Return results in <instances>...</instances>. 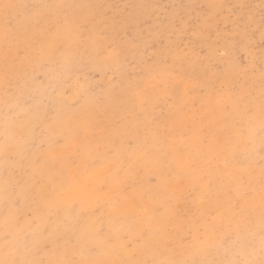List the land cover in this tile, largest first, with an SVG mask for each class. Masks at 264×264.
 <instances>
[{"label":"rangeland","instance_id":"obj_1","mask_svg":"<svg viewBox=\"0 0 264 264\" xmlns=\"http://www.w3.org/2000/svg\"><path fill=\"white\" fill-rule=\"evenodd\" d=\"M4 2L104 7H65L58 11L40 9L35 19L23 22L17 39L11 45H5L0 39V112L3 110L5 75L21 85L27 83L22 103H26L38 118L37 133L39 139L44 141L42 148L31 157V160L39 161V168L33 172L30 159L22 160L8 170L0 168V186L3 185L5 177L23 185L40 180L41 174L57 180L62 176L64 180L81 186L88 175L102 170L103 177L99 179L100 182L106 178L110 179L107 174L115 172L119 161L123 159L126 161L127 171L120 172L121 178H126L129 184L134 183L138 191L151 193L158 204H167L174 195L181 196V203L178 206V223L181 231L173 235L179 237L191 230L184 236L188 244L205 240V222L216 227V238L231 227L229 220L232 213L224 205V201L229 196L235 198L238 187L250 190V178H254L251 187L257 192L258 205L259 168L246 170L231 164L225 167L223 161L216 157L215 139L205 140L201 144L190 130L203 128L208 132L211 128L222 140L231 135L227 127L220 126L222 121L217 122L218 114L214 117L210 111L207 90L201 87L207 61H202L197 53L207 52L209 47L213 53L215 72L214 75L213 71H207L209 78H223L224 69L228 68L225 89L238 96L247 94L259 96L264 82L262 75L264 0H4ZM20 11L23 13V10ZM101 13L119 22L120 47L124 51V56L121 64L117 66L97 60L89 54L83 57L77 55L78 69L70 83L76 84V81H79L76 85L81 93L79 103L75 102L76 94L73 90L68 91L66 98L60 97L61 89L58 85L64 79V75L57 63L41 67L32 58L21 61L9 60L7 64L5 63L3 53L6 46L18 44L23 56L24 48H30L35 41L47 37L50 21L54 16L62 20L65 16L78 18ZM84 36L87 40L88 33L85 32ZM177 43L190 54L189 61L179 69L181 75L185 77L184 83L177 89L176 80L168 75L171 71V60L165 63L162 58L154 78L142 81L144 90L151 93L153 100L156 101L154 111L151 103L145 107L159 122L158 125L134 121L130 115V105L108 102L110 94L118 93L120 88L127 84L122 73L131 76V66L140 64L146 54L151 56L161 51L164 46H174ZM152 58L157 59L155 56ZM34 76L37 78L33 79ZM54 101H60L70 107L58 111L54 107ZM80 105L98 111L99 123L91 130L81 126L78 131L73 132V121L77 119L73 109L78 112ZM40 120H44L45 123L40 124ZM59 133L65 134L69 139L49 148L51 140ZM129 137H134L132 149L126 147ZM98 142L108 143L114 150L110 153L111 159L102 155L103 148L99 150L96 148ZM175 174L194 175L195 179L177 183L174 179ZM161 176L167 179L161 181ZM173 188L179 191L174 193ZM73 194L78 195L75 192ZM107 201L102 208L94 210L97 216L102 214L106 220L112 218L113 230H120L122 225L126 227L131 222L128 218L140 217L142 214L136 199L130 194H122L119 188L116 197L108 198ZM159 210L164 209L161 207ZM3 212V203L0 201V219ZM255 215L258 217V208ZM26 217L32 218L28 206H25L21 214V228L27 227ZM67 222L69 221H65ZM147 225L148 219L144 217L145 228ZM197 227L199 231L196 230ZM249 227L251 225L246 220L241 221L243 240L249 238L247 231ZM145 235L148 239V234ZM155 239L160 240V258L182 260L189 257L191 249L188 244L180 243L179 240L174 245L169 244L160 236H156ZM113 243L118 241L114 238ZM73 245L69 248V255L73 259L107 261L114 258L109 250L102 246L96 248V255L89 256L87 253L79 252L80 246L76 245L75 241ZM71 249L73 250L70 251ZM212 258L214 256L208 257Z\"/></svg>","mask_w":264,"mask_h":264},{"label":"snow or ice","instance_id":"obj_2","mask_svg":"<svg viewBox=\"0 0 264 264\" xmlns=\"http://www.w3.org/2000/svg\"><path fill=\"white\" fill-rule=\"evenodd\" d=\"M65 7L104 6H66L62 3L28 5L0 0V39L5 45H11L17 39L23 22L35 19L40 9L58 11ZM20 10H23V13ZM36 22L39 23V20ZM85 32L88 33L87 40ZM120 40L119 22L102 13L78 18L65 16L62 20L54 16L50 21L47 37L35 41L30 48H24L23 56L18 44L6 46L3 55L6 64L9 60L21 61L29 58L35 59L41 67L57 63L64 75L58 85L61 89L60 97L66 98L68 91L73 90L76 94L75 102L79 103L81 93L76 88L79 81L77 80L76 84L70 83L78 69L77 55L83 57L89 54L97 60L119 66L124 56ZM197 55L202 61H207L201 87L207 90L209 109L214 117L218 114L217 122L222 121L220 126L227 127L231 135L222 140L211 128L208 132L203 128L190 131L201 144L205 140L215 139L216 157L223 161L225 167L231 164L246 170L259 168L258 205L257 192L251 187L254 178H250V190L238 187L237 196H229L224 201V205L232 213L229 220L231 227L216 238V227L205 222V240L188 244L184 236L191 230L179 237L173 235L181 231L178 223L181 196L174 195L167 204H158L151 193L138 191L134 183L129 184L126 178H121L120 172L127 171L126 161L123 159L119 161L115 172L107 174L110 179L100 181L99 188L77 186L64 180L62 176L57 180L41 174L40 180L23 185L5 177L3 185L0 186V201L4 209L0 219V264H264V82L258 97L251 94L238 96L224 88L228 68L224 69L223 78L211 79L207 76V71H213L215 75L211 47L207 52ZM153 56L157 59H153ZM161 58L165 63L171 60V71L168 75L176 80L178 89L185 80L179 69L190 58L189 52L182 49L179 43L164 46L161 51L151 56L146 54L140 64L131 66V76L122 73L127 84L121 87L118 93L110 94L108 102L130 105V115L134 121L158 125L159 122L145 107L151 103L154 111L156 101L151 93L144 90L142 81L154 78ZM27 87V83L21 85L5 75L3 110L0 112V168L4 170L25 159H30L33 172L39 168V161L31 160V157L42 148L44 141L39 139L37 133L38 118L26 103H22ZM54 107L59 111L70 106L54 101ZM73 113L77 116L73 121V132L78 131L81 126L91 130L99 123L98 111L90 110L85 105H80L78 112L73 109ZM44 123V120H40V124ZM68 139L63 133L56 134L49 148L60 145L62 140L67 142ZM133 139L134 137L128 138V149L133 148ZM96 148H103L102 155L111 159L110 153L114 150L108 143L98 142ZM160 179L164 181L167 177L161 176ZM174 179L179 183L194 180L195 176L175 174ZM106 186L117 187L122 194H130L142 209L140 217L128 218L131 222L126 227L122 225L120 230L112 229L111 217L106 220L102 214L97 216L94 210L102 208L106 203L101 199ZM177 191L179 189L173 188L174 193ZM25 206L30 207L32 218L26 217L27 227L21 228V214ZM161 207L163 211L159 210ZM257 208L258 217L255 215ZM144 217L148 219L146 228ZM242 220L251 225L247 229L249 238L246 240L241 238ZM196 230L199 231V227ZM156 236L162 237L169 244L174 245L178 240L188 244L191 249L189 257L182 260L160 258V240L155 239ZM114 238L118 243H113ZM73 241L80 246L81 254L94 256L96 248L102 246L107 248L114 258L107 261L73 259L69 255V248L74 246ZM209 256L214 258L208 259Z\"/></svg>","mask_w":264,"mask_h":264},{"label":"bare ground","instance_id":"obj_3","mask_svg":"<svg viewBox=\"0 0 264 264\" xmlns=\"http://www.w3.org/2000/svg\"><path fill=\"white\" fill-rule=\"evenodd\" d=\"M49 124V121H48ZM53 126V125H52ZM63 126V125H61ZM44 127V126H43ZM70 152V151H68ZM82 167V166H80ZM103 171H98V172H94L91 173L90 175H88V177L86 178L85 182L82 181V185H88L89 187H95V188H99L100 187V182L99 179H101L103 177ZM105 173V172H104ZM102 174V175H101ZM45 177H47V175H44ZM101 181V180H100ZM186 184V183H184ZM117 187H105L104 189V194L101 197L102 201H107L108 198H113L114 196L116 197V192H117ZM111 200V199H110ZM114 200V199H113ZM109 201V200H108ZM107 201V202H108ZM111 205V204H110ZM69 223V222H67ZM79 249V248H78ZM73 249H71L70 251H72ZM76 251V250H75ZM78 252V251H77ZM80 252V251H79Z\"/></svg>","mask_w":264,"mask_h":264}]
</instances>
